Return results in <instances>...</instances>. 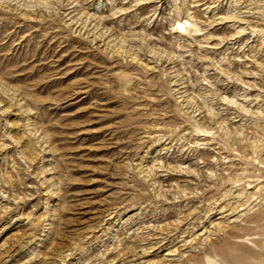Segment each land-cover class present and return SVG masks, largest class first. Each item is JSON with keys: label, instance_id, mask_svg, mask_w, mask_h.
Listing matches in <instances>:
<instances>
[{"label": "rangeland", "instance_id": "374dc122", "mask_svg": "<svg viewBox=\"0 0 264 264\" xmlns=\"http://www.w3.org/2000/svg\"><path fill=\"white\" fill-rule=\"evenodd\" d=\"M232 254L264 264V0H0V264Z\"/></svg>", "mask_w": 264, "mask_h": 264}, {"label": "bare ground", "instance_id": "6f19581e", "mask_svg": "<svg viewBox=\"0 0 264 264\" xmlns=\"http://www.w3.org/2000/svg\"><path fill=\"white\" fill-rule=\"evenodd\" d=\"M187 24H188V22L187 23H179V27H178V29L180 30V31H182V32H186L187 31ZM197 31H201V30H199V29H197ZM196 31V32H197ZM243 244V243H242ZM233 246H236V247H239L241 244L240 243H237V244H232ZM231 245V246H232ZM228 247V246H227ZM237 248H235L234 250H236ZM229 250V249H228ZM250 250H252V249H250ZM225 251V250H224ZM242 251H243V249H242ZM248 251V250H247ZM254 251V250H253ZM229 252V251H228ZM231 252H232V250H231ZM233 253V252H232ZM258 253V252H257ZM233 255V254H232ZM261 255H263V254H261ZM221 256V255H220ZM245 256V255H244ZM229 257V256H228ZM228 259V258H227ZM230 260L233 262V264L234 263H240L241 264V262L243 263L244 262V260H246L244 257H243V255H240V254H235V255H233V256H231L230 255ZM226 262H228V261H226ZM245 264V263H244Z\"/></svg>", "mask_w": 264, "mask_h": 264}]
</instances>
